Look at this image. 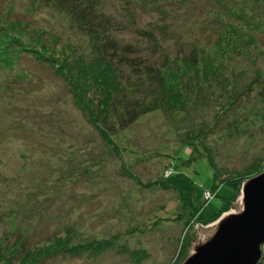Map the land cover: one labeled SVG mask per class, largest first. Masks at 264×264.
Instances as JSON below:
<instances>
[{
    "label": "rangeland",
    "instance_id": "374dc122",
    "mask_svg": "<svg viewBox=\"0 0 264 264\" xmlns=\"http://www.w3.org/2000/svg\"><path fill=\"white\" fill-rule=\"evenodd\" d=\"M112 1L106 0V12L116 20L115 35L109 34L129 46L127 57L132 51L143 53L142 68L130 74L133 85L125 87V98L118 95L122 102L108 120L121 154L104 143L57 64L24 52L11 68L0 66V255L23 242L43 247L39 241L62 229L72 246L120 234L118 244L148 253L141 264H182L186 258L179 261L180 252L186 246L190 251L195 225H206H187L191 208L182 196L150 186L169 176L164 170L174 162L172 155L179 171L194 178L193 205L203 206L206 218L230 194L224 185L217 190L220 197L207 192L213 179L221 185L226 176L264 171V0H167L166 16L156 12L153 0ZM0 17L28 24L31 33L40 30L43 42L56 46V57L73 68L80 59L89 63L100 57L95 41L44 0H0ZM161 20L168 29L157 30L152 39L143 37L140 30L151 31ZM252 22L259 25L254 32ZM176 25L188 48L182 41L166 44L168 37L177 40ZM244 34L251 36L250 49L242 43L235 51L237 37ZM193 36L194 44L189 41ZM197 49L201 59L192 62ZM222 51L231 52L223 68L213 59ZM166 59L171 63L161 68ZM151 64L159 65L156 72L172 75L171 82L188 99L186 108L139 112L160 90L153 91L158 74L148 69ZM211 66L221 70L214 73L218 78L202 75ZM95 99L97 94V113ZM206 156L216 162V175ZM134 261L129 253L108 250L43 264Z\"/></svg>",
    "mask_w": 264,
    "mask_h": 264
},
{
    "label": "trees",
    "instance_id": "16d2710c",
    "mask_svg": "<svg viewBox=\"0 0 264 264\" xmlns=\"http://www.w3.org/2000/svg\"><path fill=\"white\" fill-rule=\"evenodd\" d=\"M44 1H46L52 8L59 10L60 13L68 14L70 16V19L73 20V22L77 25L78 29L82 30L85 35H88L95 41L94 48L97 54L100 55V57L95 58L94 62L90 61L89 63H84L83 60L80 59V61H76L73 63L75 66V68H73L72 64L64 63V61H61L56 57V54L54 53L56 51V46L49 47L47 43L43 42L42 38L39 36L41 33L40 30L32 28L31 30H36V32L31 33V31L28 30V24H26L25 26L22 24V21H18V19L16 18L15 20H8L6 17H0V66L11 68L15 62V58L21 56V54L24 52L33 54L35 59L39 58L41 59V62L48 60L49 63L54 64L53 66L57 64L59 73L64 77L63 78L61 76L62 80L68 85V88L73 93L74 100L77 102V104L87 112L91 123L96 128L104 143L107 146L112 147L117 153L121 154V150L119 149L120 143L114 140L111 133L114 127H109L110 123L108 120L110 119V114L115 111L114 107L118 109V105H120L119 103L122 102H120V100L123 98L121 97L119 99L118 95L123 94V97L125 98V87L128 85H133L132 83L134 82V80L130 81V74L133 72V70L141 69L143 66V64L141 63L143 61L141 57V55H143L142 51L129 52L130 56L127 57V50L125 49V47L128 48L129 46L122 45L117 37L112 36L115 35V29L113 28L115 27L114 25L116 24V20L114 19V16L106 12V0ZM141 1L145 3V1L147 0ZM153 1L154 4L152 6L155 7L157 13L162 14V16H166L169 13L165 8V4L169 3L166 2L167 0ZM126 3L127 2H124L122 4L121 11L126 9ZM161 21L162 22L154 24V29H152L151 31L140 30V33L144 35L143 37L152 39L157 30L163 31V29H168L165 26V22L163 20ZM252 24L254 25V32L256 28L259 27V25L253 22ZM4 25L8 26L9 31H6L2 28V26ZM176 27L173 28L174 30L177 29L179 31L177 40L168 37L166 38V44H168V42L182 41L184 42L182 44H185V46L188 48V45L186 44V40L184 38L185 35L180 34L181 27L178 25H176ZM193 28V26L189 27V30L191 29L192 32ZM112 31L114 34L112 33ZM169 32H171V30ZM109 33H111L112 35ZM176 33L177 32L175 30V35H177ZM250 37V34H244L240 37H237L238 42L235 47V51L239 50V48L242 47V43L245 44L246 48L250 49ZM195 39L196 37L193 36L189 39V41L194 44ZM58 45L59 46L57 47L62 46L60 44ZM180 45L181 44H177L176 46L179 47ZM62 47H60L59 49H61ZM248 49H246L245 54L250 56L252 51ZM198 51L199 49L196 50V55L193 54L192 62H196L197 60L201 59ZM230 53L231 52L225 54L224 51H222L217 55L218 58H216L217 56L213 58L214 62H219L222 68L223 66H228L225 61L227 60V56ZM138 58L139 60H137ZM166 63H171V61L166 59L163 62L161 68L166 66ZM211 67L204 68L202 75L210 74L214 75V77L216 76L215 74L219 75V72H221V70L217 68L219 71L218 72L217 69ZM129 68H132L130 72L128 71ZM150 68L154 69L156 75L158 74V77H155L157 84L156 87L153 86V91L156 90L155 88L159 87L160 90L157 92V95L151 103H149L148 105L145 104L140 106L142 110H139V112L143 115H146V113L151 112L152 109H158L168 113L172 111L174 112L177 109L186 108L188 99L186 97H183L179 88H177V86H175L171 82L173 79L172 75H168L166 77V72L163 73L161 71L162 69L156 72L157 68H160L159 65L155 66L151 64L149 65L148 69ZM211 70L212 73L210 72ZM124 76H126V78ZM204 78L207 77L205 76ZM215 78L218 77L216 76ZM257 78H259V76H257ZM143 86H145L144 82ZM192 86L197 89V93L199 94V92L201 91V87L196 88V86ZM202 92L203 91H201V93ZM93 94L94 96L97 94L98 101L97 99L95 100L99 102L98 107H96V109L98 110L97 113L93 110V107L95 106ZM206 157V165H209L214 171L213 175H216V170H218L216 162L212 157ZM172 160H174L172 165V161L169 162V165H167L166 169L164 170V173L169 176H162L161 180H159L158 183L150 184V186L159 187L164 191H175L179 193L182 196L183 200L186 202L188 208H191V215L188 214V221L186 222L187 225L192 222L191 226L193 223L210 225L212 222L218 220L224 213L230 211L240 195V191L244 181L262 172L260 169H257L258 171L249 172L239 178L235 176H226L223 182L220 183L221 185L217 183V179H213L211 191L207 192L214 191L217 192L219 196L220 193L217 190H220V188L223 187L222 185H224L227 186L230 194L227 196H222L223 203L221 209H219L209 218H206L203 212L204 207L202 206L196 208L193 205L194 190L196 186L194 183V178L183 171H179V168L175 164V158L173 157V155ZM129 177L134 178V176L130 174ZM177 219H182V216L179 215ZM62 231L64 230H56L55 232L50 234V236L47 237L45 241H39L40 244H44L43 247L32 246L23 242L22 247L25 248V250H23L22 247H18L15 249L12 248V250L6 253V255H0V264H43L47 263L48 260L59 259V256L77 257L81 253H93L99 255L100 253H104L108 250L119 252L123 255L125 253H129L135 260L134 262H136L137 264H141L149 257L148 253L145 250H141L139 248L133 250L129 249L126 244H118V241H120V234L114 236L111 239L91 240L87 238L88 241L80 242L78 245L72 246L71 237L69 235L64 236L66 235V231ZM187 250L188 246L182 248V251L180 252L181 258H179V261L187 258ZM17 258H19L20 260L16 261ZM259 264H264V251L263 257Z\"/></svg>",
    "mask_w": 264,
    "mask_h": 264
},
{
    "label": "water",
    "instance_id": "95a60500",
    "mask_svg": "<svg viewBox=\"0 0 264 264\" xmlns=\"http://www.w3.org/2000/svg\"><path fill=\"white\" fill-rule=\"evenodd\" d=\"M238 203L198 226L182 264H259L264 248V171L244 181ZM209 226V227H208Z\"/></svg>",
    "mask_w": 264,
    "mask_h": 264
}]
</instances>
